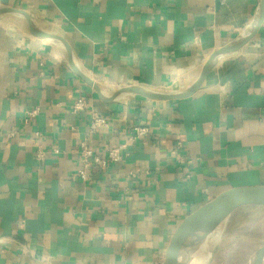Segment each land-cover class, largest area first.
<instances>
[{
    "label": "crops",
    "instance_id": "crops-1",
    "mask_svg": "<svg viewBox=\"0 0 264 264\" xmlns=\"http://www.w3.org/2000/svg\"><path fill=\"white\" fill-rule=\"evenodd\" d=\"M261 3L0 0V8L24 10L37 28L63 37L78 70L110 97L125 87L187 90L212 54L255 22ZM79 96L88 107L76 113ZM94 115L107 125L93 129ZM83 145L101 156L119 147L121 159L83 180ZM257 185L264 17L191 96L126 93L105 102L60 41L32 35L20 14H0V264H167L194 211Z\"/></svg>",
    "mask_w": 264,
    "mask_h": 264
},
{
    "label": "water",
    "instance_id": "water-1",
    "mask_svg": "<svg viewBox=\"0 0 264 264\" xmlns=\"http://www.w3.org/2000/svg\"><path fill=\"white\" fill-rule=\"evenodd\" d=\"M7 13H16L24 16L28 21L32 35L60 41L68 51L69 63L72 68L78 76L97 91L100 98L105 102H111L126 93L140 94L150 99L167 100L182 99L194 94L201 87L206 75L220 56L238 50L254 37L263 21L264 0H262L255 22L245 31L244 34L237 38L235 42L215 51L206 62L198 80L187 90L177 93H164L150 91L139 87H125L118 90L110 97L104 96L100 86L94 80L78 70L74 64L70 46L63 37L37 28L33 23L32 17L24 10L12 7L0 8V14ZM244 205L264 206V185L226 190L194 211L184 223L181 233L175 240L167 264H193L197 259V255L192 252L194 247H198V245L203 243L204 239L213 232L219 224L225 221L236 209ZM253 258L251 264H264V245L255 253Z\"/></svg>",
    "mask_w": 264,
    "mask_h": 264
},
{
    "label": "rangeland",
    "instance_id": "rangeland-1",
    "mask_svg": "<svg viewBox=\"0 0 264 264\" xmlns=\"http://www.w3.org/2000/svg\"><path fill=\"white\" fill-rule=\"evenodd\" d=\"M221 225L204 239L202 264H251L264 245V206L239 207Z\"/></svg>",
    "mask_w": 264,
    "mask_h": 264
},
{
    "label": "built area",
    "instance_id": "built-area-1",
    "mask_svg": "<svg viewBox=\"0 0 264 264\" xmlns=\"http://www.w3.org/2000/svg\"><path fill=\"white\" fill-rule=\"evenodd\" d=\"M88 107V101L84 96H79L72 104V109L76 113H81ZM33 111L32 113H35ZM108 123L107 118L101 115H94L91 126L93 129H98L100 127L106 126ZM138 134H144L147 130L146 128H136ZM121 159L120 148H110L106 151L105 156H101L95 152L92 147L83 145L81 150V162L78 168V176L83 180L87 178L88 171L90 169H107L114 162Z\"/></svg>",
    "mask_w": 264,
    "mask_h": 264
},
{
    "label": "bare ground",
    "instance_id": "bare-ground-1",
    "mask_svg": "<svg viewBox=\"0 0 264 264\" xmlns=\"http://www.w3.org/2000/svg\"><path fill=\"white\" fill-rule=\"evenodd\" d=\"M224 222V221H223ZM222 222V223H223ZM221 223V224H222ZM221 224H219L218 226H217V228L215 229V230H218V229H222L221 227H222V225ZM214 230V231H215ZM201 247H203L202 249L204 250V247H205V241L203 242V243H201L200 245H198V247H194V249H193V253L195 254V255H197V259H196V261L193 263V264H202V261H203V258H202V252H201ZM253 260H254V258H253Z\"/></svg>",
    "mask_w": 264,
    "mask_h": 264
}]
</instances>
